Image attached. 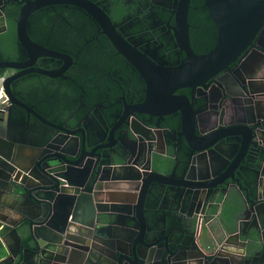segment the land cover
<instances>
[{"label": "water", "instance_id": "95a60500", "mask_svg": "<svg viewBox=\"0 0 264 264\" xmlns=\"http://www.w3.org/2000/svg\"><path fill=\"white\" fill-rule=\"evenodd\" d=\"M10 1L20 6L14 34L28 61H0V70L16 71L2 73L8 104L0 106V239L8 254L0 264H230L221 246L180 244L174 224L148 221L145 205L161 192L172 195L177 208L171 217L177 222L181 207H188L190 219L235 189L245 202L244 218L257 232L247 242L253 246L258 237L264 244V97L230 108L224 104L234 96L224 85L231 70L246 65L251 72L244 89L264 88V0H204L216 28L215 43L204 53L191 49L189 0H178L173 29L184 56L176 64L156 63L137 50L90 0H0V34L8 29ZM55 4L91 15L144 81L141 100L121 97L126 140L118 138L115 148L108 130L105 143L93 145L83 124L88 115L51 122L17 93L16 80L25 73L63 72L33 66L36 58L55 54L71 61L28 34L29 15ZM182 89L189 94L177 93ZM12 106L19 111L12 112ZM168 114H178L176 128L163 125ZM9 197L14 202L8 204Z\"/></svg>", "mask_w": 264, "mask_h": 264}, {"label": "flooded vegetation", "instance_id": "af4514ba", "mask_svg": "<svg viewBox=\"0 0 264 264\" xmlns=\"http://www.w3.org/2000/svg\"><path fill=\"white\" fill-rule=\"evenodd\" d=\"M90 1L93 2L97 7H99L107 15L115 31L118 34H120L124 39H126L130 43H132V45L135 46L137 50L141 51L142 53H145L154 62L158 63V62L164 61L170 64H176L178 59L183 58L184 54L181 51L182 48L176 42V35L173 29L175 26V10L178 5V0H90ZM190 1L191 0H189V6H190ZM202 3H203V8H205V10L207 11L204 5V0ZM55 5H63L65 6V8L67 7L76 8L85 14V18H84L83 23L81 24V28L83 31L86 32L87 36L91 40L97 41L96 46H93L92 49L86 48L85 50L87 49L88 50H113L114 49L112 46L106 47L105 45L101 43V41L107 39L106 35L103 33L102 28L100 27L98 22L91 15L85 12L82 8L69 5V4L67 5L55 4ZM50 6H53V5H50ZM189 6H188V10H189ZM31 14L29 15V18ZM75 19H77L75 16L65 17L60 14L54 15L52 17L51 29L55 32V36L58 37L60 33L63 34L65 31L64 29L66 28L65 24ZM189 19L192 20L193 17L190 16V18H188V13H187L188 33H189V41H190V31L193 32L195 26L189 21ZM35 22L33 24H35ZM28 29L30 32V34L29 33L28 34L31 38L30 21H29L27 30ZM201 29H202L201 30L202 34H204L205 36L212 37L215 34V37H216V28L212 20L210 22H207V24ZM33 30L34 28L32 29V31ZM43 38H47L48 40L42 43V42H37L33 40L32 38L31 39L34 42L40 44L41 46L47 49L62 52L64 54L69 55L71 57V61H67L65 58L59 57L55 54H52L49 56L45 55V57L36 58V61L33 64V66L40 67L45 72H52V73L61 72V71L63 72L61 73L60 76H50L48 74L46 75V74L37 73V72L25 73L16 80V89H17V93L19 94V97L23 100V102H25L29 106H32L33 109L42 116V118L48 121H51V122H56L57 120L62 118L64 115L60 117L59 119H57L55 117L53 118L51 115H48V113L43 112L40 109L43 106H46L48 109L55 108L56 106H54L55 103L50 100L49 96L44 97L43 99H36L35 95L31 94L32 89L36 86V82L40 85L42 91L46 88L45 83H49V81L54 78L62 77L63 80H68L69 82L75 83L76 80L74 78V72H76V69L79 67V65L80 67L84 65L86 74L87 76H89L93 68V64L91 63V61L94 59V56L96 55L94 52H90L88 54L89 61L85 63H79L78 53H70L67 51H63L67 49H61V48L56 47V45L52 43L53 41H49L50 36L47 34H44ZM260 42H261L260 45L264 46V28L261 33ZM3 44H4L3 40L0 38V58H4V59H0V61L2 60H18L20 62L28 61V58L26 57L24 50H22L19 46H18L19 48L13 51V55H11L9 54V51H4ZM116 54L118 53L116 52L113 54V56H110L111 60H114L115 62H116ZM95 64L97 63L95 62ZM126 64L131 66L127 61H126ZM254 68L255 67H253V69ZM14 72L16 71L11 70V69L5 70V71L3 70V73H7V74L8 73L13 74ZM250 72H251V69H247V66L245 65L243 68H240V70L239 69L236 71L231 70L226 74V77L224 78L225 79L224 85L226 89L229 92L233 93L234 95L225 101L224 104L226 105V108L235 106L242 101H247L248 103L249 99H252L255 97L258 100L262 101L261 97H264V94H262L264 93V88L261 89L262 85L252 87L248 91L244 89L245 84L243 80L245 79V75ZM131 73L135 75L136 79L143 87L142 89H140V92H142V96L138 97L136 100H134V98L127 99L125 97V100L126 102H135V101L138 102L139 100L143 98V95H144L143 94L144 81L139 76L138 72L132 66H131ZM33 75L36 76L35 79H37V81L31 80L34 78ZM116 76H117L116 74H113L114 80L119 82L116 79ZM99 77L102 79L101 75H99ZM25 78H29L30 80L28 82H31V83L25 86H22L21 82L25 80ZM117 78L121 80L118 76ZM225 87L223 86L222 92L223 90L224 92H226ZM259 90L261 91V93L258 92ZM218 91L220 93L219 89ZM177 93H185L188 95L189 89H182V90L177 91ZM121 97H122V94L117 95L113 100H110L107 105H103L102 103L103 101H99V100L93 103H89V105H87L84 101L79 100L78 106L72 110V113H75V111H77L78 108H81V107L83 108L84 106H88L90 108V110L88 111L89 113L88 112L85 113V115H88V116L84 118L83 124L85 125L86 129H88V132L91 136V142H93V145L96 146L104 142V140L107 138V136H105V132L107 130L112 132L111 134L114 135V138L116 139V142H115V140L111 136L109 137V143L111 144L114 143V145H111V148H115L120 144L118 141V138H121L122 140L125 139L124 138L125 135L123 132V127H122L123 126L122 123L124 119L119 117L120 110L122 106L124 105V101H122ZM80 98L82 99V96ZM107 106L113 107V109L106 115L107 119L111 121L110 125H107L106 124L107 122L103 123L101 121L105 119L103 116V112ZM118 108H119V111L117 112L116 110ZM11 109H12V112L18 110V108L15 106H12ZM218 109L220 108L218 107ZM111 115L114 116V119L113 117H111ZM170 115H172L173 117L178 116V114H168L164 116V122L167 125H169L168 123L169 121L167 117ZM30 120H34V118L31 116ZM36 122L37 121H35V123ZM117 126L119 127L117 128V130L114 131V129ZM176 127L173 126L169 128L173 129ZM119 163H123V161ZM221 167L222 166H220L219 169ZM215 173L216 175L221 177V175H219V171H216ZM154 203H155L154 200L152 201L149 200L148 203H146L145 205L147 209L146 210L147 216H149L148 221L152 223V219L154 218L159 223L160 219L159 217H157V215H155L156 209H155ZM173 204H174V201H173ZM205 223H206V218L202 214L200 228H203Z\"/></svg>", "mask_w": 264, "mask_h": 264}, {"label": "trees", "instance_id": "16d2710c", "mask_svg": "<svg viewBox=\"0 0 264 264\" xmlns=\"http://www.w3.org/2000/svg\"><path fill=\"white\" fill-rule=\"evenodd\" d=\"M202 2L203 0H191L188 10V18H190V16L193 17V19H189V21L195 26L193 32L190 31V44L191 48L196 53H204L210 50L213 47L216 38L215 34L212 37H208L201 32V28L204 27L207 22L211 21L207 11L203 8ZM19 7V4L14 1H10L6 5L5 10L8 15L9 25L8 29L0 34V38L4 43V51H9V54L11 55H13L15 49L20 47L15 38L14 29L12 28ZM56 14L65 17L75 16L77 18L66 23L64 33H60L58 37L55 36V32L51 29L52 17ZM84 18L85 14L82 11H79L76 8H65L63 5L43 7L34 11L30 18L28 17L31 23V38L33 40L44 43L48 39L43 38V35L47 34L50 36L49 41H53L52 43L55 44L56 47L67 49L63 51L70 53H78L79 63L89 61L88 54L90 52H94L96 55L91 61L93 68L89 76L86 74L84 65L81 67L79 65L76 72H74L75 83L63 80L62 77L54 78L50 80L49 83H45L46 88L42 91L40 85L36 82V86L32 89L31 94H34L36 99H43L44 97L49 96L50 100L55 103L54 106L56 107L48 109L46 106H43L40 109L43 112L48 113V115H51L53 118L55 117L59 119L63 115H74L78 119L81 118L90 110V108L84 106L83 108H78L75 113H72V110L78 106L79 100L84 101L87 105L96 102L97 100L103 101V105H107L110 100H113L120 94L124 95L127 99L134 98V100L142 96L140 89L143 87L138 82L135 75L131 73V66L126 64V60L119 54H116V62L111 60L110 56H113V54L116 53V50H88L92 49L93 46H96L97 41L91 40L86 32L82 30L81 24L83 23ZM34 22L35 24H33ZM33 28L34 30L32 31ZM28 33L30 34L29 29ZM101 43L106 47L112 46L108 38L101 41ZM86 48L88 49L85 50ZM95 62L97 64H95ZM2 73L3 70H0V77L2 76ZM113 74H116L121 80H119L117 76L116 79L119 82L114 80ZM99 75L102 76V79ZM33 76L34 78L31 80L37 81V79H35L36 76ZM29 80V78H25V80L21 82V85L25 86L31 83L28 82ZM81 96L82 99L80 98ZM112 109L113 107L107 106L104 109V114L107 115ZM61 119L62 118L59 120ZM167 119L169 125L164 123V126L176 127L178 125V116L173 117L170 115ZM59 120H57V122ZM2 254V243L0 242V257Z\"/></svg>", "mask_w": 264, "mask_h": 264}, {"label": "crops", "instance_id": "0c3cea01", "mask_svg": "<svg viewBox=\"0 0 264 264\" xmlns=\"http://www.w3.org/2000/svg\"><path fill=\"white\" fill-rule=\"evenodd\" d=\"M12 28L14 29V26ZM167 153L170 155L171 151L169 150ZM165 160L169 165H173L175 162L169 156ZM9 201L14 202V199L9 197L8 204H10ZM154 202L155 215L160 219L159 226H163L161 221L174 224L173 232L180 244H190L196 248H200V246L205 248L207 245L210 248L221 246V254L229 259L230 264H264V244L260 241V238L257 237V241L253 246L247 242V236L257 235V232L253 225L250 224L249 218H244L246 212L245 202L235 189H231L229 193L219 194L214 201L209 202L200 211V214H203L206 218L203 228H200V226L195 228V216L190 219L187 218V206L180 208L182 209L181 213H175L177 222L171 217L174 214L173 210L177 208L173 204L172 195L161 192L155 197ZM16 203L20 205L22 200ZM167 230L166 232L171 231L169 228ZM209 233L212 235L211 237L207 236ZM5 238L7 243L12 242L9 236ZM202 238L204 239L203 242ZM0 242L2 243L3 252L0 258H3L8 252H6L1 239Z\"/></svg>", "mask_w": 264, "mask_h": 264}, {"label": "built area", "instance_id": "2783aa9c", "mask_svg": "<svg viewBox=\"0 0 264 264\" xmlns=\"http://www.w3.org/2000/svg\"><path fill=\"white\" fill-rule=\"evenodd\" d=\"M2 81H3V77L0 78V101L6 102L8 100H7V97H6L4 90H3V87H2ZM199 216H200V218H198V222H199L198 226H200V223H201V214Z\"/></svg>", "mask_w": 264, "mask_h": 264}, {"label": "rangeland", "instance_id": "374dc122", "mask_svg": "<svg viewBox=\"0 0 264 264\" xmlns=\"http://www.w3.org/2000/svg\"><path fill=\"white\" fill-rule=\"evenodd\" d=\"M6 104H8L7 103V101L6 102H2V101H0V106L1 105H6ZM200 214H196L195 215V218H196V222H195V228L197 227L198 228V225H199V222H198V218H200V216H199ZM197 231H198V229H197ZM203 238H202V242H203ZM202 242L200 241V244L202 245Z\"/></svg>", "mask_w": 264, "mask_h": 264}, {"label": "clouds", "instance_id": "9594fccd", "mask_svg": "<svg viewBox=\"0 0 264 264\" xmlns=\"http://www.w3.org/2000/svg\"><path fill=\"white\" fill-rule=\"evenodd\" d=\"M1 77H3V76H1ZM1 77H0V78H1ZM3 78H4V77H3ZM7 100H8V99H7ZM7 102H8V101H7Z\"/></svg>", "mask_w": 264, "mask_h": 264}]
</instances>
